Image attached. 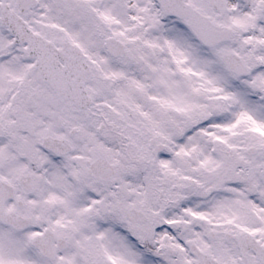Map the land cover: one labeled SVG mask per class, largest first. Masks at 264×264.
<instances>
[{
	"label": "snow or ice",
	"instance_id": "obj_1",
	"mask_svg": "<svg viewBox=\"0 0 264 264\" xmlns=\"http://www.w3.org/2000/svg\"><path fill=\"white\" fill-rule=\"evenodd\" d=\"M0 264H264V0H0Z\"/></svg>",
	"mask_w": 264,
	"mask_h": 264
}]
</instances>
